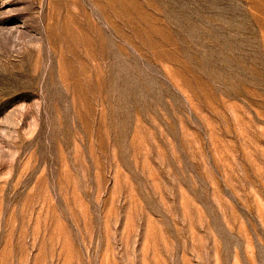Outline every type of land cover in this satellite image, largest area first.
<instances>
[{
	"label": "rangeland",
	"instance_id": "374dc122",
	"mask_svg": "<svg viewBox=\"0 0 264 264\" xmlns=\"http://www.w3.org/2000/svg\"><path fill=\"white\" fill-rule=\"evenodd\" d=\"M0 264H264V0H0Z\"/></svg>",
	"mask_w": 264,
	"mask_h": 264
},
{
	"label": "bare ground",
	"instance_id": "6f19581e",
	"mask_svg": "<svg viewBox=\"0 0 264 264\" xmlns=\"http://www.w3.org/2000/svg\"><path fill=\"white\" fill-rule=\"evenodd\" d=\"M22 34V33H21ZM23 40V39H22Z\"/></svg>",
	"mask_w": 264,
	"mask_h": 264
}]
</instances>
